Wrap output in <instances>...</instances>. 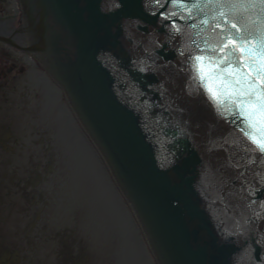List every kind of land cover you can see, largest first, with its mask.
Listing matches in <instances>:
<instances>
[{"label":"water","instance_id":"obj_1","mask_svg":"<svg viewBox=\"0 0 264 264\" xmlns=\"http://www.w3.org/2000/svg\"><path fill=\"white\" fill-rule=\"evenodd\" d=\"M21 1L26 50L64 89L161 261L264 264V158L186 71L205 37L264 29V4ZM37 78L0 85V264H153L60 92Z\"/></svg>","mask_w":264,"mask_h":264},{"label":"snow or ice","instance_id":"obj_2","mask_svg":"<svg viewBox=\"0 0 264 264\" xmlns=\"http://www.w3.org/2000/svg\"><path fill=\"white\" fill-rule=\"evenodd\" d=\"M188 2L191 4L192 0ZM207 2L213 3V0ZM244 2L248 0H215L217 4L233 7ZM259 2L264 4V0ZM224 15L220 12V16ZM201 23L208 21L202 19ZM224 23L227 24V20ZM218 27L219 24L213 25L214 29ZM230 29L222 30L215 42L205 37L203 45H197L188 54L186 71L191 84L221 117L225 110L230 113L229 122L241 134L245 150L264 158V128L259 127V122L264 121V30L241 35L237 23H232ZM254 39L259 43L255 60L252 56ZM237 52L242 55L237 56Z\"/></svg>","mask_w":264,"mask_h":264},{"label":"rangeland","instance_id":"obj_3","mask_svg":"<svg viewBox=\"0 0 264 264\" xmlns=\"http://www.w3.org/2000/svg\"><path fill=\"white\" fill-rule=\"evenodd\" d=\"M13 0H7L4 4L2 3L0 5V13L3 14H9V15H16L13 5ZM18 20L19 17H17L16 22H14V25L18 27ZM6 53H9V51L5 50ZM3 53L0 52V85L1 84H7L15 82L19 79H21L25 74H27L32 67L28 64L24 63L23 61H18L15 57L13 52L10 53L11 57H2ZM7 58V59H6Z\"/></svg>","mask_w":264,"mask_h":264},{"label":"bare ground","instance_id":"obj_4","mask_svg":"<svg viewBox=\"0 0 264 264\" xmlns=\"http://www.w3.org/2000/svg\"><path fill=\"white\" fill-rule=\"evenodd\" d=\"M13 7L14 8H16V10H17V7H18V4L16 3V1L14 0V3H13ZM7 23H8V21H7ZM8 25H9V23H8ZM12 31H8V30H6V33L7 34H10ZM28 36H27V34H26V40H28ZM23 59V58H22ZM26 62H29L32 66H34V61L30 58V57H26V60H25Z\"/></svg>","mask_w":264,"mask_h":264},{"label":"flooded vegetation","instance_id":"obj_5","mask_svg":"<svg viewBox=\"0 0 264 264\" xmlns=\"http://www.w3.org/2000/svg\"><path fill=\"white\" fill-rule=\"evenodd\" d=\"M3 50H4V48L2 46H0V51H2V53H3ZM1 63H2V61L0 62V64Z\"/></svg>","mask_w":264,"mask_h":264}]
</instances>
